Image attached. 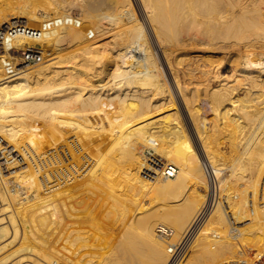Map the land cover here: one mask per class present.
Listing matches in <instances>:
<instances>
[{
  "label": "bare ground",
  "instance_id": "bare-ground-1",
  "mask_svg": "<svg viewBox=\"0 0 264 264\" xmlns=\"http://www.w3.org/2000/svg\"><path fill=\"white\" fill-rule=\"evenodd\" d=\"M12 2H0V264H172L168 253L176 240L165 246L156 228L165 230L164 225H168L175 232L174 238L181 237L206 204L214 202L224 171L238 192L237 188L227 192L221 205L212 206L211 216L198 234L204 237L203 232L210 240L206 242H214L215 249H221L226 257L222 260L229 261L226 264L248 263L240 257L245 255L244 247L260 248V252L253 250L248 264H264L263 0H225L229 13L200 12L206 15V53L215 57L211 49L221 46L214 41L215 36L218 39L222 33L226 37L232 33L235 38L229 41L234 60L227 63L228 68L220 61L206 60V98H202L208 106L206 112L183 98V78L189 80L190 71L188 61L179 56L184 53L173 62V51L162 47V36L173 40L170 31L181 19L175 13L169 20L180 18L179 24L173 19L172 26L165 21L173 6L162 11L159 3L166 4L167 0L139 2L177 94L162 78V70L138 26L133 0ZM48 8L54 17L39 11ZM190 10L189 18L196 15V10ZM192 17L190 23L196 20ZM240 26L241 31L250 26L259 34L253 31L252 37L247 34L244 38ZM99 32L112 35L111 44L117 49L112 51L113 70L103 74L108 78L105 84L98 82L106 68L108 48L96 41ZM72 41L77 42L78 49L73 52V46L71 60L64 59L63 65L52 62L54 57L49 58L51 63L43 61L45 49L62 54ZM29 59L37 63L22 65ZM76 61L79 68L74 67ZM178 94L193 126L192 135L189 126H184L189 121L184 122L182 105L178 108L174 102ZM107 103L131 110L132 123L94 138L96 122L88 111L95 113L94 109ZM131 133L143 140L155 137L153 157L163 166H177L174 176L163 177L138 147L121 141ZM165 145L171 148L161 154ZM196 150L209 162L208 174ZM90 160L97 166L86 170L88 192H75L76 186L80 188L75 181ZM212 182L219 183L218 190H211ZM86 192L99 194L98 207L90 203V194L85 199ZM155 202H161L162 210L146 212ZM235 230L238 233L234 236ZM237 236L239 242L234 240ZM204 242L202 250L208 244ZM210 245L209 249H214Z\"/></svg>",
  "mask_w": 264,
  "mask_h": 264
},
{
  "label": "rangeland",
  "instance_id": "rangeland-1",
  "mask_svg": "<svg viewBox=\"0 0 264 264\" xmlns=\"http://www.w3.org/2000/svg\"><path fill=\"white\" fill-rule=\"evenodd\" d=\"M1 1H3V0H1ZM0 1V2H1ZM12 3H14L15 2V0H10ZM134 1V10H135V12H137L136 14H137V16H138V22H139V24H138V26L139 27H141V29H142V31H143V34H144V36H145V38H146V42H148V44H149V46H150V49H151V53L153 54V55H155V58H156V60H157V62H158V64H159V66H160V68H161V75H162V78L167 82V84L169 85L170 84V87L172 88V89H174L173 90V93L175 94H177V90H176V88H173L175 85H174V83L173 82H171V81H173L172 79V74L170 73V71L167 69V65H165V61H164V57H163V55H161L162 54V52H161V49H159L158 48V46H157V44H156V42H155V40H154V36H153V34H152V31L150 30V26H148V24H147V22L145 23V19H144V17H143V13H142V11H141V4H140V2H139V0H133ZM138 1V2H137ZM164 1H166V0H164ZM169 1V2H168ZM173 1L174 0H167V3L165 4V2H163L164 4H162V3H159V5H160V8H159V10L161 9L162 11H163V9L165 10L166 8H167V11L169 10L168 8L170 7V6H173V9H172V7H171V9L169 10V12H168V19H167V17H165L166 19H165V21H167V20H169L170 18H169V16H176V14L181 18H179L180 19V21H179V19L177 18V20L176 19H173L172 17H171V21L172 22H174L175 20V22L177 23L178 21L180 22V25H176V27H175V25H173L174 27V29H176V30H178L179 29V31H177V32H175V33H177V35H175L174 36V31H176V30H173V28L171 29L172 31H170V30H168V33H169V31L171 32V39L172 38H174V39H177V40H179V42L178 41H175L174 39L173 40H170V36L169 35H165L164 37H166V36H168L169 37V39L168 38H164L163 36H162V38H161V40H163L164 41V43L162 42V47L163 48H169L170 47V49H167V52H169V53H171L172 51H173V55H171L172 57H174V58H172V61L173 62H178L179 61V58L180 57H182V58H184L186 61L185 62H187L188 63V65H189V67H190V71H189V73H188V79L189 80H187V81H185V78H183V82H182V84H184V88H183V94L185 95H183V98L184 99H188V104H190V105H192L191 103H193L194 105L195 104H197V105H200L201 106V108L203 107V110H205V112H206V109H207V105H206V100L205 99H202V98H206V94H205V92H206V60L207 61H213V60H217V61H220V63H222V65H223V67H227L228 68V65L229 64H227V63H230L231 64V62L234 60V57H232V53L230 52V47H229V41H231V39H235L233 36H231V35H234V34H232V33H227V37H226V35H225V33H222L225 37H226V39H225V37L222 35V34H217V35H219L218 36V39L216 38V34H214L213 36H215L214 37V41L215 42H217V41H219L220 43H221V46L220 47H218V48H214V49H211L212 50V52H214V53H216V55H215V57H213L212 55H209V53H206V32H204V31H206V21H204V20H206V15H208V14H214V13H223V12H227V13H229V11H228V9L230 8L228 5H227V2H225V0H222L223 2H219V1H221V0H215V1H212L211 2V0H206V2H202V1H200V0H198V1H193V0H175V3H177V2H180V3H177V4H175V3H173ZM199 1H200V5H199ZM219 3H218V2ZM160 2V1H159ZM162 2V1H161ZM171 2V3H170ZM183 2V3H182ZM192 2H193V4H192ZM195 2H196V4H195ZM211 2V3H210ZM139 3V4H138ZM170 3V4H169ZM174 5H176V6H174ZM216 3H218L219 5H217ZM221 3H223V4H221ZM179 4V6L177 7V5ZM190 4H191V6H190ZM203 4V5H202ZM204 4H205V6H204ZM263 4V5H262ZM261 4V7L263 8V10H264V0H263V3ZM193 5V6H192ZM197 5L198 6H201V8L199 7L198 9L200 10H198V9H191V7L193 8V7H195L196 6V8H197ZM211 5V6H210ZM226 7H225V6ZM161 6H162V8H161ZM188 6V8H189V10L191 11V13L193 12V13H195V10H196V15H197V13L199 14L200 12L201 13H205L206 12V15H202L201 13V15H197V18H196V15H193V14H191L190 15V18L192 17V15L194 16V17H192V20L193 19H195L196 18V20H193L194 22L193 23H190L191 22V20H188V19H190L189 18V12L187 13V11H189V10H187L186 9V7ZM207 6V7H206ZM217 6V7H216ZM41 7V6H40ZM40 7H39V9H40ZM52 8V7H51ZM204 8V9H203ZM209 8V9H208ZM218 8V9H217ZM224 10H223V9ZM228 8V9H227ZM42 9V8H41ZM50 8H48V9H43V10H39L40 11V13H42L43 15H46V14H49V16L51 17L52 15V17H54V14H52V9H51V11L49 10ZM216 9V10H215ZM221 9V10H220ZM45 10H48V11H45ZM179 10V11H178ZM193 10V11H192ZM205 10V11H204ZM220 10V11H219ZM226 10V11H225ZM43 11V12H42ZM167 11H165V13H167ZM178 11V12H177ZM180 11H182V12H180ZM185 11V12H184ZM204 11V12H203ZM208 11H209V13H208ZM211 11H214V12H211ZM223 11V12H222ZM173 12V13H172ZM158 13H161V11H159ZM163 13V15H164V12H162ZM162 13H161V15H162ZM173 15H172V14ZM176 13V14H175ZM181 13H182V15H181ZM246 13H250V12H246ZM108 13H104L103 14V16H106ZM180 14V15H179ZM166 15V14H165ZM166 15V16H167ZM210 16V15H209ZM78 16H76L75 18H77ZM175 18V17H174ZM185 18H187V20L188 21H184L183 22V20L185 19ZM174 21H173V20ZM170 21V20H169ZM170 21V22H171ZM170 22H168V24L170 25ZM171 22V26H172V23ZM179 22H178V24H179ZM175 23V24H176ZM189 23H190V25H189ZM77 24V26H78V24H79V22L78 23H76ZM166 25V23H165V26L167 27L168 26V28L170 27L169 25ZM189 26H187V25ZM73 25H75V24H73ZM107 25V24H106ZM76 26V25H75ZM75 27V28H78V27ZM180 26V27H179ZM111 27V26H110ZM179 27V28H178ZM241 27H243V26H240L239 27V29L241 28ZM186 28V29H185ZM238 28V27H237ZM234 29V30H239V29ZM101 29V28H100ZM243 28H241L240 29V31L242 30ZM247 29L249 30V31H251V32H248L247 31ZM149 30L151 31V32H149ZM186 30V31H185ZM188 30H190V31H188ZM256 29H254L253 27H248L247 28V26H246V29L244 28V30L243 31H239V33L241 34V35H243L242 37H244V36H248V35H250V33H251V35H252V33H254V32H256L255 31ZM180 31H182V32H180ZM203 31V32H202ZM254 31V32H253ZM103 32H105V30L103 31ZM102 32V33H103ZM185 32V33H184ZM248 32V33H247ZM246 35H245V34ZM231 34V35H230ZM248 34V35H247ZM255 34H259V32L257 33H255ZM255 34H253V35H255ZM99 35H100V39H98V40H96L97 42H99V44L101 43L102 45L104 44V46H106L108 49H107V55H106V57L108 58H105V62H104V65H103V69L105 70L103 73H102V75L101 76H103V78L102 79H100V82H98V83H100V84H105L106 82H107V77H105L104 78V76L107 74V72H109V71H111V70H113V65H112V62H113V59H111L112 57H113V54H114V52H112V51H114V50H117V49H114V47L112 46V44H111V41H113V39H112V35H110V34H105V35H103V34H100V32H99ZM101 35H103V36H101ZM231 36L230 38H229V36ZM240 35V36H241ZM250 35V37H252ZM176 36H178V38H176ZM223 38H222V37ZM153 37V38H152ZM192 37H194V38H192ZM220 37V38H219ZM189 38L191 39V40H189ZM227 38H229V39H227ZM245 38V37H244ZM112 39V40H111ZM181 39V40H180ZM200 39V40H199ZM142 40V43H145V41L143 40V38L141 39ZM154 40V41H153ZM189 40V41H188ZM108 41H109V43H108ZM184 41V42H183ZM193 41V42H192ZM201 42V43H200ZM228 42V43H227ZM185 43V44H184ZM220 43H218L219 45H220ZM223 43V44H222ZM77 44V42H75V41H72V42H70V43H68L66 46H64L65 47V50L63 51V53L62 54H58V53H52L51 51H49V50H47V49H45L46 51L44 52L45 54H43V56H45L44 58H43V61L45 62V60L47 61V60H49V61H47V63L48 62H50L51 63V61L52 62H61V63H58V64H60V65H63V63L64 62H66V61H68V59L69 60H71V56L73 55V53H72V51L75 49V47L77 46L76 45ZM107 44H110V45H108L107 46ZM184 44V45H183ZM187 44V45H186ZM71 45V46H70ZM75 45V47H73ZM172 45V46H171ZM186 46H188V47H186ZM69 47V48H68ZM73 47V48H72ZM78 47V46H77ZM76 47V51H73V52H77V48ZM112 47H113V49H112ZM72 50H71V49ZM205 48V49H204ZM213 48V47H212ZM258 48H260V46H258ZM71 50V51H70ZM48 51V52H47ZM51 54H50V53ZM67 52H71V53H67V55H66V53ZM112 52V53H111ZM74 53V54H75ZM160 53V54H159ZM181 53H184V55L183 56H181V55H179V54H181ZM49 54V55H48ZM55 54V56H53ZM58 55V56H57ZM60 55V56H59ZM64 55V56H63ZM70 55V56H69ZM178 55L180 56V57H178ZM207 55V56H206ZM230 55V56H229ZM57 56V57H56ZM161 56V57H160ZM203 56V57H202ZM212 56V57H211ZM54 57V58H53ZM58 57H60V58H58ZM63 57V58H62ZM67 57V58H66ZM69 57V58H68ZM216 57H217V59H216ZM48 58V59H47ZM49 58H53L51 61H50V59ZM57 58V59H56ZM55 59V60H54ZM64 59H67V60H65L64 61ZM189 59V60H188ZM231 59V60H230ZM54 60V61H53ZM57 60V61H56ZM61 60V61H60ZM176 60V61H175ZM64 61V62H63ZM107 61V62H106ZM163 61V62H162ZM225 61V62H224ZM29 62H32V64L31 63H29ZM29 62H26L25 64H22V65H24V66H31V65H33V64H36L37 63V61L36 60H32V59H29ZM77 62V61H76ZM224 63H226V64H224ZM65 64V63H64ZM175 65H176V63H174ZM192 64V65H191ZM21 65V66H22ZM77 66V68H79V62H77V63H74V67H76ZM226 65V66H225ZM19 66V65H18ZM194 68V69H193ZM226 68V71L228 70L229 71V69H227ZM231 69V68H230ZM107 70V71H106ZM168 71V72H167ZM195 71V72H194ZM197 71V72H196ZM204 73H203V72ZM198 75H200V76H198ZM200 73V74H199ZM103 74H105V75H103ZM204 74H205V76H204ZM171 76V77H170ZM200 77V78H199ZM193 78V79H192ZM196 78H199L198 80L196 79ZM170 79V80H169ZM190 79H191V82H190ZM200 80V81H199ZM196 82V83H195ZM200 83V84H199ZM97 84V83H96ZM185 84H187V85H185ZM199 84V85H198ZM196 88V89H195ZM176 91V92H175ZM185 92V93H184ZM197 92H199L198 94H197ZM187 95V96H186ZM192 95H193V97H192ZM199 95V96H198ZM205 95V96H204ZM199 98V100H198V98ZM173 98H174V96H173ZM179 100V101H178ZM178 100H176L175 98H174V102H178V108H179V106L180 105H182V108H180L181 109V113H183L182 114V116H183V119L184 120H186V121H184V122H188L187 124L188 125H186L185 123V125L184 126H189V127H187V130H189L188 132H190L191 133V135L193 134V126L191 125V122H190V120H189V118L187 117V111L185 110V107H183V104H182V99L179 97V94H178ZM190 100V101H189ZM197 100V101H196ZM201 100H204V101H201ZM180 102V103H179ZM190 102V103H189ZM202 104H201V103ZM203 102H205V103H203ZM104 105V106H103ZM101 104L100 105V107H98V108H96V110L94 109V112L95 113H93L92 111H88V116L90 115V116H92L93 117V119L95 120V122H96V126H95V136H94V138H96L98 135H100V134H102V133H106V134H108L106 131H108L109 129L111 130V128H113V129H115V130H120L121 129V126H122V124H124V123H126V124H130V123H132V119H133V113H132V111L131 110H128L127 108H123V109H121V108H117L116 106L117 105H115L114 103L113 104ZM105 105H106V107H105ZM111 105V106H110ZM204 105V106H203ZM206 105V106H205ZM103 107H105V108H103ZM112 107H113V109H112ZM181 107V106H180ZM111 108V109H110ZM115 108H117V109H115ZM102 109V110H101ZM97 110H99V111H97ZM183 111V112H182ZM204 111H202L201 112V114H204L205 113ZM93 113V114H92ZM90 118V117H89ZM101 125H104V128H103V126H101ZM191 126V127H190ZM185 127V128H186ZM191 128H192V130H191ZM99 129H102V131H100ZM160 129V128H159ZM158 129V130H159ZM161 130V132H164V133H166V131L164 130V129H160ZM194 138H195V136H193ZM192 137V138H193ZM165 138H166V136H165ZM167 140L169 139V138H166ZM195 140V139H194ZM121 141H123V142H127V144L129 145V147L131 146H136V147H138L142 152H143V154H144V157H146L147 158V160H148V158L149 157H151L150 155H149V153H151L152 154V156H153V153H154V149L153 148H155L154 146V143H155V137H150V139L149 140H143V139H138L137 138V136L135 135V133L134 134H128L123 140H121ZM196 142H197V140H195ZM125 143L123 144V146H125ZM63 148L65 147V146H62ZM66 148V147H65ZM64 148V149H65ZM171 148V145H165L164 146V148L162 149V153L161 154H163V153H165L168 149H170ZM66 150V149H65ZM159 153V152H158ZM196 155H197V157L199 158V160L201 159V161H200V163L202 164V160H203V164H205L206 165V167L208 168V171H209V169L211 170V167H210V165H208V163L206 162V158H205V156L202 158V156H201V154H200V152L198 151V150H196ZM159 160H162V159H160L159 158ZM164 161V160H163ZM92 163V164H91ZM153 163H155V162H153ZM89 164V167H87V166H85V167H87L86 169H85V167L83 168V171H84V169H85V171L83 172V173H81L82 175H80V179L78 178L76 181H75V184L77 183L79 186L78 187H80V188H77V186H76V190H75V192H78V190H80V191H82V192H85L84 190H86V188H89L88 186L85 188V181H86V178L88 179V171H86V170H89V168L90 167H95V166H97L96 164V162L94 161V162H92L91 160H90V163H88ZM152 164V163H151ZM157 164H159V166H163V164H161V163H157ZM203 164H202V166H203ZM88 174V175H87ZM207 174V173H206ZM227 175H228V179H227ZM143 177H145L144 175H142ZM222 177H221V179L222 180H224L223 182H222V185H220V190L222 189V191L220 192V190H218V188H219V183H217L216 184V182H212V184H211V186H210V188H211V190H218V191H216V193H217V195H216V198H215V196H214V202L211 204L210 203V205H208L207 206V204H206V209H208V212H207V214H206V217H204L205 218V220L203 219L201 222H200V224H199V226L200 227H198V229L199 230H197L196 231V233L194 234V236L192 237V239H191V241L188 243V245L183 249V251L181 252V253H178L177 255H173L172 253H168L169 254V256H171L170 258H172L173 260V263L172 264H209V263H211V264H226V262L228 261V260H225L226 259V257H224V255H223V252L221 251V249H215V247L217 246V245H214V242H206V239L207 240H209V237L208 238H205L206 237V235H203L204 233L202 232V236H204V237H201L200 235H201V233H200V235L198 234L199 232H201V230H202V227H205V222L207 221V219H208V217H210L211 215H210V212H209V210L211 211V209H212V206H214L215 204L217 205L219 202V204L221 205L222 203H223V195H224V197H227V195H228V193L227 192H231V190H234V189H236L234 186H233V184L231 185L230 184V180L232 179V177L227 173V171H224V173L221 175ZM226 177V178H225ZM230 177H231V179H230ZM225 178V179H224ZM207 179V178H206ZM82 180V181H81ZM226 180V181H225ZM228 181H229V183H228ZM79 182V183H78ZM208 182V181H207ZM210 182H211V180H210ZM224 182H226V183H224ZM85 184V185H84ZM224 184V185H223ZM229 185V186H228ZM72 186H74V185H72ZM233 186V187H232ZM216 187H217V189H216ZM85 188V189H84ZM240 189V188H239ZM237 190V192H238V188L236 189ZM87 192H88V190H86ZM85 193L84 194V196H85V199H88L89 198V194H90V203L92 204V206H94L95 208L96 207H98V205H99V200H98V198L100 197V196H98L99 194L98 193H94L95 195H93L92 196V194L89 192V194L88 193ZM218 192H220V194L218 193ZM88 194V195H87ZM227 194V195H226ZM220 195V196H219ZM217 201V202H216ZM222 202V203H221ZM155 204V205H154ZM153 205H152V207L151 208H147L148 210L146 211V212H150L151 210H162V204H161V202H155ZM160 208V209H159ZM146 212H145V214H146ZM210 215V216H209ZM249 218H250V216H248ZM157 225V224H156ZM202 225V226H201ZM157 227V226H156ZM164 227H165V229H167V231H168V233H169V235H162V234H160V233H158L157 232V228H156V234L158 235V236H160V237H162V240H164L165 242H164V244H165V246H168V245H171V243L172 242H174L175 240H176V244H178L181 240H182V237L185 235V233L184 234H182L181 235V237H178V238H174V233H172V228L170 227V226H166V225H164ZM171 230V231H170ZM236 233V234H235ZM237 233H238V231L236 232V230L235 231H233L232 232V234L235 236V235H237ZM197 234V235H196ZM208 236H211V235H209V234H207ZM174 238V239H173ZM201 238H203V240L201 239ZM240 237H236V239H234L236 242H239L240 241V239H239ZM205 239V240H204ZM198 241H200L199 242V244L198 243H196V242H198ZM202 241V242H201ZM203 241H205L206 242V244H207V248L209 249V245L210 244H212V245H210V248H214V249H207L206 247H205V249L206 250H208L209 251V255H208V252H206L205 251V249L204 250H202L201 249V246L203 245ZM210 241V240H209ZM205 242H204V244H205ZM167 243H169L168 245H167ZM205 244V245H206ZM201 245V246H200ZM215 246V247H214ZM197 248H200V249H197ZM244 250H245V252H244V254L245 255H243V256H240V257H243V259H245L246 261H248V263L251 261V257H252V254H253V250H255V249H248V248H243ZM257 249V248H256ZM203 252H205V253H203ZM214 250L216 251V250H219L220 252H222V254L219 252V251H216V252H214ZM201 251V252H200ZM256 252H260V248H258V250H255ZM214 254V253H217V254H214L213 256H212V253ZM200 253V254H199ZM201 253H203V254H201ZM197 254V255H196ZM206 254V255H205ZM199 255V256H198ZM213 257L212 259H211V256ZM216 255V256H215ZM176 258H175V257ZM205 256V257H204ZM222 256L225 258L224 260H222L223 258H222ZM246 256V257H245ZM247 256H248V259H247ZM202 257V258H201ZM210 257V258H209ZM215 257V258H214ZM216 257H219V259H220V257H221V261L220 260H218V258L216 259ZM209 258V259H208ZM189 259V260H188ZM208 259V260H207ZM211 259V260H210ZM242 259V258H241ZM188 260V261H187ZM206 260V261H205ZM187 261V262H186ZM213 261V262H212ZM197 262V263H196ZM207 262V263H206ZM224 262V263H223ZM229 262V261H228ZM227 262V263H228ZM245 263V262H244ZM247 263V262H246ZM247 263V264H248Z\"/></svg>",
  "mask_w": 264,
  "mask_h": 264
},
{
  "label": "built area",
  "instance_id": "built-area-1",
  "mask_svg": "<svg viewBox=\"0 0 264 264\" xmlns=\"http://www.w3.org/2000/svg\"><path fill=\"white\" fill-rule=\"evenodd\" d=\"M28 31H30V30L27 29V32ZM39 34H40V31H38V36H39ZM34 59H32V60H34ZM149 155L151 156L148 158L150 160L149 164L152 163L153 168L155 170H157L159 172V174H161L163 177H172L177 172V170H178L177 166H175L173 164H169V165L166 164L164 166H159V164H157L158 163L157 159H155L151 153H149ZM153 162H155V163H153ZM203 166H204L205 172L208 174V168L206 167L205 164ZM148 175L151 177L154 176L153 174H148ZM205 212H206V206L203 208L201 214L196 217L195 221L193 222L192 227H190L186 231L182 240L178 244H175L174 246L170 247L172 249L170 251V253H172L173 255H177L178 253H181L183 251V249L188 245V243L191 241L192 237L196 233L200 222L203 220L202 217H203V214H205ZM157 232L162 234V235H166V236L169 235L167 229L162 230L161 228L158 227ZM242 264H247V263H242Z\"/></svg>",
  "mask_w": 264,
  "mask_h": 264
}]
</instances>
